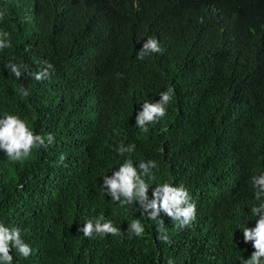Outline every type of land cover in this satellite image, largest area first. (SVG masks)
I'll return each mask as SVG.
<instances>
[{"label":"trees","instance_id":"obj_1","mask_svg":"<svg viewBox=\"0 0 264 264\" xmlns=\"http://www.w3.org/2000/svg\"><path fill=\"white\" fill-rule=\"evenodd\" d=\"M13 4L0 0V31L11 42L0 50V116L18 115L34 133L55 138L19 162L0 150V224L19 227L32 249L26 259L13 249V264H239L250 257L240 229L255 226L251 177L264 171V121L253 128L264 115V0ZM93 6L82 20L93 18L78 24ZM143 36L156 38L161 51L137 58ZM9 60L33 73L47 61L51 76L17 79L4 68ZM169 86L167 115L142 132L136 113ZM121 144L135 149L118 155ZM125 159L134 167L157 162L155 179L146 178L149 198L155 184L183 183L196 203V219L182 230L163 212L157 217L170 244L156 239L159 222L138 204L120 207L100 187ZM100 216L125 234L78 231ZM132 219L141 220L143 237H128Z\"/></svg>","mask_w":264,"mask_h":264},{"label":"clouds","instance_id":"obj_2","mask_svg":"<svg viewBox=\"0 0 264 264\" xmlns=\"http://www.w3.org/2000/svg\"><path fill=\"white\" fill-rule=\"evenodd\" d=\"M12 1L15 5L21 0H3L8 6ZM46 1L48 0H37V7ZM96 10V6L88 9L77 18V23L83 24L92 19L93 16L88 20H82V17L95 13ZM4 16L5 12L0 11V21L4 19ZM8 37L9 33L0 31V50L11 47ZM142 38L147 37L143 36ZM160 51L159 41L154 37H149L137 52V58L143 59ZM44 63L43 70L37 73L31 72L28 65L22 62L15 63L13 60H9L4 68L17 79L22 78V76H31L37 81H43L50 78L51 72L49 70L53 68L47 61ZM18 93L21 98H26L29 95V92L23 87L18 89ZM173 96L174 89L169 86L166 91L159 93V100H145L136 113L135 125L142 132L147 133L149 131L147 125L158 122L159 119L167 115L166 106L171 103ZM97 108V103H91L89 110L95 111ZM263 121L264 115H261L253 128L261 130ZM54 140L55 138L51 133L46 136L34 133L28 123L18 115L5 112L3 116H0V150L4 152L10 161H23L30 157L33 149L48 148L54 143ZM134 149L135 145L125 147L121 144L116 146L115 151L122 156L125 152H131ZM65 159V155L61 154L59 162L64 164ZM153 169L158 170V164L154 160L141 161L138 163V167H134L131 159H125L110 176L104 175L101 177L103 183L100 187L105 195L120 207H133L134 204H138L139 207L136 209L139 212L149 219L159 222L157 229L159 234L156 239L170 244L171 240L163 220H158L157 217L163 212L174 222L178 230H182L196 219V203L192 200L188 189L183 183L178 185L169 182L155 184L151 192V198H149L148 190L150 186L146 182V178L155 179ZM251 181L255 199L258 201L250 209L255 219V226L251 228L244 226L240 230L243 234V242H251L254 251L247 259L241 256L239 264H264V171L253 175ZM78 231L86 238H91L94 235L122 236L125 234L120 228L114 226L111 220H106L103 216L86 218L83 227L78 228ZM126 233L129 238L132 236L143 237L145 227L140 219H132L128 223ZM13 249L25 259L32 253L30 245L22 238L19 227L10 228L0 224V264H13ZM167 264H174V260L169 258Z\"/></svg>","mask_w":264,"mask_h":264}]
</instances>
